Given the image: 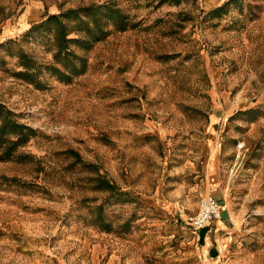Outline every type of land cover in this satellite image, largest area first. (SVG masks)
Masks as SVG:
<instances>
[{
  "label": "rangeland",
  "instance_id": "rangeland-1",
  "mask_svg": "<svg viewBox=\"0 0 264 264\" xmlns=\"http://www.w3.org/2000/svg\"><path fill=\"white\" fill-rule=\"evenodd\" d=\"M86 7L127 28L63 19L104 34L57 60L56 24L26 36ZM0 104L37 132L0 146V264H203L208 194L239 218L226 263L264 264V0H0Z\"/></svg>",
  "mask_w": 264,
  "mask_h": 264
},
{
  "label": "trees",
  "instance_id": "trees-1",
  "mask_svg": "<svg viewBox=\"0 0 264 264\" xmlns=\"http://www.w3.org/2000/svg\"><path fill=\"white\" fill-rule=\"evenodd\" d=\"M106 8V11H111L117 14L111 15L113 19H115V24L117 26V29L120 31H123L127 28V24H125V19L122 18L120 11H112L109 10L108 7H96V11H93V7H86V8H80V9H73L68 10L66 12H62L58 15H51L48 17V19L40 24L34 25L27 33L26 36H29L31 33L38 31L40 29H46L49 30V24H56L57 25V32H56V40H57V47H58V53L55 55L56 60L59 58V56L62 55V52H64L63 58L68 59L71 57L72 52L69 51V46L72 43H75L79 45L82 48L87 49L88 44L90 42H96L101 40L102 35L104 34V30L101 29V26L98 25L96 27V30L87 28V36L86 39H68V33H67V25L63 23V19L66 20H77L81 17V14H83L86 17H93L94 12H97V10ZM224 8L218 9L217 12H221ZM19 58L22 62L21 66L25 70L24 72H21L20 75L25 77L27 80L33 79V76L30 74V70L36 69V63L35 60L27 53L21 52L19 54ZM64 70H61L60 68L56 66H52L49 68L54 74H59L64 80H70L72 75L78 74V68L75 64L67 63V62H61ZM33 82V80H30ZM13 113L8 110L4 105L0 104V118H1V125H0V146L2 147L3 144L8 143L9 146L7 149L4 150L2 157L4 158H10L12 153L16 150V148L20 145L26 144L30 138L36 135V130L33 128L25 125L20 124L16 120L13 119ZM10 135H16L17 137L15 139H11ZM107 185V189L110 191H114V186L108 184V182H105Z\"/></svg>",
  "mask_w": 264,
  "mask_h": 264
},
{
  "label": "crops",
  "instance_id": "crops-1",
  "mask_svg": "<svg viewBox=\"0 0 264 264\" xmlns=\"http://www.w3.org/2000/svg\"><path fill=\"white\" fill-rule=\"evenodd\" d=\"M216 200L223 207L222 219L212 222L200 231H196L202 235H199L202 237L199 240H203V264H227L225 259L228 257L226 251L230 245V237L225 236L234 231L239 219L232 208L223 205L224 201H220V198H216ZM216 222L217 224H215ZM222 234L224 236H221Z\"/></svg>",
  "mask_w": 264,
  "mask_h": 264
},
{
  "label": "built area",
  "instance_id": "built-area-1",
  "mask_svg": "<svg viewBox=\"0 0 264 264\" xmlns=\"http://www.w3.org/2000/svg\"><path fill=\"white\" fill-rule=\"evenodd\" d=\"M242 149V146H239ZM223 207L213 194L201 198L198 212L189 219V224L195 231H200L212 222L222 219Z\"/></svg>",
  "mask_w": 264,
  "mask_h": 264
}]
</instances>
